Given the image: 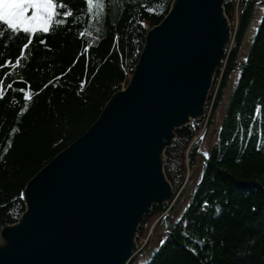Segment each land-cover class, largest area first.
I'll return each instance as SVG.
<instances>
[{"label": "trees", "instance_id": "1", "mask_svg": "<svg viewBox=\"0 0 264 264\" xmlns=\"http://www.w3.org/2000/svg\"><path fill=\"white\" fill-rule=\"evenodd\" d=\"M172 1L93 0L89 6L87 0H55L64 5L57 9L63 23L33 35L31 43L25 34L0 26V231L25 210L30 178L81 136L112 94L128 84L148 30ZM258 3L264 0L225 1L233 36L205 115L177 129L166 150L165 170L175 193L200 158L204 171L177 219L170 203L154 204L144 215L138 240L158 216L165 236L143 264H264V15L240 62ZM237 69L238 84L215 140L203 152L207 128L215 124ZM135 262L133 257L127 264Z\"/></svg>", "mask_w": 264, "mask_h": 264}, {"label": "water", "instance_id": "2", "mask_svg": "<svg viewBox=\"0 0 264 264\" xmlns=\"http://www.w3.org/2000/svg\"><path fill=\"white\" fill-rule=\"evenodd\" d=\"M226 0H173L127 85L24 189L0 231V264H127L139 225L175 191L165 165L176 130L202 119L232 38Z\"/></svg>", "mask_w": 264, "mask_h": 264}, {"label": "rangeland", "instance_id": "3", "mask_svg": "<svg viewBox=\"0 0 264 264\" xmlns=\"http://www.w3.org/2000/svg\"><path fill=\"white\" fill-rule=\"evenodd\" d=\"M31 11L32 10L29 9L28 11L29 16L31 15ZM263 15H264V3H258L254 9L252 21H251L246 39L243 44L244 54L240 57V62L244 61L246 53H248V51L251 49L252 44L256 40ZM239 77H240V69H237L234 71L231 77L223 104L220 106V108L216 112L215 124L207 128V131L204 136L205 139H204V145L202 149L203 152H208L212 142L215 140V135L217 131L219 130L220 122L231 101L234 90L238 84ZM210 113H211V108H209L207 116H210ZM204 124H205V127H208L206 126L207 122H205ZM202 134H203V131L200 132L198 135H196V137L199 135L201 136ZM204 167H205V161L202 158H200L198 160V163L194 167H192V169L188 172L187 179L183 187L175 193L174 200L170 203L171 206H174L171 211L172 218L177 219L182 214V212L185 210L189 202L191 201L195 187L197 186L198 182L200 181L202 177ZM160 218L161 216H158L152 221V223L149 225V230L147 234L140 238L141 243L137 237L139 249L134 256L136 257L135 264H143L145 261H147L148 258H150L151 254L155 250H157L159 244L163 240L165 236V227H164V224L159 223Z\"/></svg>", "mask_w": 264, "mask_h": 264}, {"label": "snow or ice", "instance_id": "4", "mask_svg": "<svg viewBox=\"0 0 264 264\" xmlns=\"http://www.w3.org/2000/svg\"><path fill=\"white\" fill-rule=\"evenodd\" d=\"M87 3L92 6L93 0H87ZM62 7L64 5H57L55 0H0V26L14 35L25 34L31 43L33 35L47 33L63 23V20L58 18L61 13L57 10ZM29 9L32 10L30 16ZM63 15L67 16L69 13L65 12ZM28 46L29 44L25 43L23 48L27 49ZM19 63L20 60L17 59L16 64ZM0 67L3 66L0 65ZM7 87L11 88L12 85L8 84ZM2 98L3 93L0 92V99ZM24 98L28 100L31 96L25 95Z\"/></svg>", "mask_w": 264, "mask_h": 264}, {"label": "bare ground", "instance_id": "5", "mask_svg": "<svg viewBox=\"0 0 264 264\" xmlns=\"http://www.w3.org/2000/svg\"><path fill=\"white\" fill-rule=\"evenodd\" d=\"M231 32H232V30H231ZM232 36H233V33H232Z\"/></svg>", "mask_w": 264, "mask_h": 264}]
</instances>
